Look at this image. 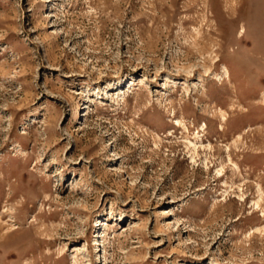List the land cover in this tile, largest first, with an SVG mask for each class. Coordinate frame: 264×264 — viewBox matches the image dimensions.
Returning <instances> with one entry per match:
<instances>
[{"label": "rangeland", "instance_id": "rangeland-1", "mask_svg": "<svg viewBox=\"0 0 264 264\" xmlns=\"http://www.w3.org/2000/svg\"><path fill=\"white\" fill-rule=\"evenodd\" d=\"M0 264H264V0H0Z\"/></svg>", "mask_w": 264, "mask_h": 264}, {"label": "bare ground", "instance_id": "bare-ground-1", "mask_svg": "<svg viewBox=\"0 0 264 264\" xmlns=\"http://www.w3.org/2000/svg\"><path fill=\"white\" fill-rule=\"evenodd\" d=\"M229 77H230V76H229ZM242 101H243V100H242ZM224 118L226 119V115H224ZM191 145H192V143H191ZM193 151H194L195 154H200V153H199V149H198V148L196 149V145H195V148L193 149Z\"/></svg>", "mask_w": 264, "mask_h": 264}]
</instances>
